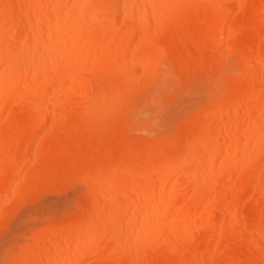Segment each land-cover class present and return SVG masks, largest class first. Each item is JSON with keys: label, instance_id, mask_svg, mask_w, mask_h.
<instances>
[{"label": "bare ground", "instance_id": "obj_1", "mask_svg": "<svg viewBox=\"0 0 264 264\" xmlns=\"http://www.w3.org/2000/svg\"><path fill=\"white\" fill-rule=\"evenodd\" d=\"M0 264H264V0H0Z\"/></svg>", "mask_w": 264, "mask_h": 264}, {"label": "rangeland", "instance_id": "obj_2", "mask_svg": "<svg viewBox=\"0 0 264 264\" xmlns=\"http://www.w3.org/2000/svg\"><path fill=\"white\" fill-rule=\"evenodd\" d=\"M234 60H233V58H228V59H222V62L221 61H219V63H220V65L221 64H223V65H221V67L222 68H224V66H226L227 68H229L228 67V65H231L232 64V62H233ZM225 63H226V65H225ZM219 69H222L220 66H219V64H218V66H217ZM216 67V68H217ZM216 68H214V69H212V72H214V71H216V70H218V68L216 69ZM227 68H224V69H227ZM223 70V69H222ZM148 110H146L145 112H143L144 113V115H146L145 113L147 112ZM148 114L150 115V112H148ZM146 116H148V115H146ZM139 135L141 134L142 135V132L141 133H138ZM140 135V136H141ZM145 135V134H144ZM143 136V135H142ZM58 198V197H57ZM57 198L55 197V196H47V197H44V198H40V199H38V201L35 203V204H33V205H28V206H26L23 210H21L18 214H16V216H14V218L12 219V221H11V223L10 224H12L11 225V227H9L10 229L11 228H14L15 226H13L14 224H16V226H18V223H19V220H21L22 218H24L25 216H26V214H27V212H28V215L30 214V212L31 211H33V210H35L36 208L38 209V207L40 208V210H45V208L44 207H48L49 208V203H51L50 204V207H53L52 205H54V203H55V201H53V200H57ZM51 200H52V202H51ZM48 205V206H47ZM25 215V216H24ZM16 223H15V222ZM18 221V222H17ZM10 224H9V226H10ZM16 228V227H15Z\"/></svg>", "mask_w": 264, "mask_h": 264}]
</instances>
